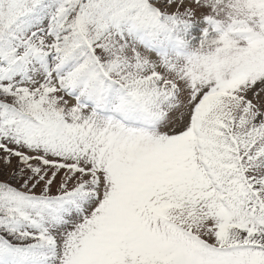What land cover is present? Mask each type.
<instances>
[{"label": "snow or ice", "instance_id": "obj_1", "mask_svg": "<svg viewBox=\"0 0 264 264\" xmlns=\"http://www.w3.org/2000/svg\"><path fill=\"white\" fill-rule=\"evenodd\" d=\"M0 264H264V0H0Z\"/></svg>", "mask_w": 264, "mask_h": 264}]
</instances>
